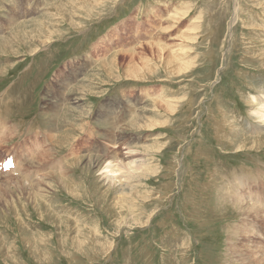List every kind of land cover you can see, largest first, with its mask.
Instances as JSON below:
<instances>
[{
    "label": "rangeland",
    "instance_id": "obj_1",
    "mask_svg": "<svg viewBox=\"0 0 264 264\" xmlns=\"http://www.w3.org/2000/svg\"><path fill=\"white\" fill-rule=\"evenodd\" d=\"M98 1L0 0V38L16 34L15 52L0 44V127L5 120L16 136L0 144V180L28 166L35 181L58 161L128 147L138 170L122 196L75 162L61 181L47 179L46 199L5 192L0 264H240L249 252L241 238L264 246L263 214L243 216L224 197L235 189L264 209V113L255 104L264 98V0ZM134 117L148 125L134 129ZM107 123L123 134L108 138ZM48 129L64 134L63 148ZM34 142L43 148L33 152ZM51 147L52 162L37 166Z\"/></svg>",
    "mask_w": 264,
    "mask_h": 264
},
{
    "label": "bare ground",
    "instance_id": "obj_2",
    "mask_svg": "<svg viewBox=\"0 0 264 264\" xmlns=\"http://www.w3.org/2000/svg\"><path fill=\"white\" fill-rule=\"evenodd\" d=\"M81 1H86V0H81ZM103 0H99L98 2H97V4L98 5H102L103 4ZM176 14V16H178L179 14L176 12L175 13ZM12 16V15H11ZM9 17V19H7V22H8V25H7V27L9 26V27H11V26H14L13 25V17ZM174 17H175V15H173ZM171 17H172V15H171ZM173 17V18H174ZM18 21V20H17ZM17 23H19L20 24V22L18 21ZM29 33V35L31 36V37H35L34 35H35V31H30V32H28ZM15 36H16V34L15 33H12V34H10V36H9V38H8V36L6 35L5 37H3V40H2V38H0V44L3 42L4 44H5V46L9 49V50H12L13 49V51L15 52V50H14V47L13 46H10L9 44H8V42L9 41H13L14 39H15ZM46 42H41V44L42 45H44ZM158 46V48H159V50H160V52H164L165 51V48L164 47H162V46H159V45H157ZM38 52V50L35 52V53H37ZM82 60V59H81ZM88 60V59H87ZM89 62L90 61H84V62H82L83 64H82V66H85V65H88L89 64ZM80 64V63H79ZM9 67H11V66H9ZM183 68H185V66L184 65H179V63H177L175 60L174 61H172L171 63H170V69H172V72L173 73H175V74H180L181 72H179L180 71V69H183ZM74 71H76V69L74 70ZM73 71V72H74ZM143 70L141 69H139V71H137V75L135 74V75H132V78H135V77H138V78H142L141 76H143L144 75V73L142 72ZM8 73V67L7 66H4V67H1L0 68V77L1 76H4V75H6ZM72 74H74V73H72ZM84 74V73H83ZM82 74V75H83ZM74 75H77V74H74ZM141 75V76H140ZM131 76V75H130ZM127 78V77H126ZM57 82L58 83H60V80L59 79H57ZM60 90H62V88L60 87ZM74 90V92L72 93V92H70V93H72L73 95H77L78 97H79V95H78V93H75V88L73 89ZM76 90H77V88H76ZM67 91V90H66ZM71 94V95H72ZM76 96V97H77ZM51 98V97H50ZM68 98V99H67ZM74 98V97H73ZM64 99H67V102H68V104L70 103V102H72V99L69 97V95L67 96L66 95V97L64 96ZM75 99V98H74ZM73 99V100H74ZM1 100V99H0ZM56 100V99H55ZM173 101H175V100H173ZM57 103H53L52 104V108H53V106H55L56 108L58 107V108H61V103L63 102V104H64V102H65V100H62V102L60 103L59 101H56ZM80 100L78 101V99H77V101H75V102H72V103H70L69 105H72V107L74 108V109H76V110H78L81 106H83L82 104L80 105ZM158 102V104L159 105H161L162 107H164V108H167L168 109V104H167V102H165V103H163L164 101H157ZM52 103V102H51ZM163 103V104H162ZM169 103V102H168ZM49 104V103H48ZM170 104V103H169ZM255 104L258 106V109L261 111V114H263L264 113V98H259V99H257V102H255ZM67 105V104H66ZM65 105V106H66ZM68 106V105H67ZM67 106H66V109H67ZM118 106H120V105H118ZM51 107V106H50ZM112 107V106H111ZM129 107V106H128ZM176 107V106H175ZM72 108V109H73ZM173 108H174V106H173ZM47 109V108H46ZM54 109V108H53ZM52 109V111H54ZM14 110V109H13ZM43 110V109H42ZM80 110H82V109H80ZM80 110H78V111H80ZM132 110V109H131ZM12 111V110H11ZM62 111V110H61ZM169 111V110H168ZM170 111H173V112H175V109H171ZM48 112H49V110H48ZM59 112V111H58ZM69 112V111H68ZM133 112V111H132ZM131 112V113H132ZM146 112H148V111H143L141 114H144V113H146ZM18 113V112H17ZM47 114V113H46ZM46 114H45V116H46ZM69 114V113H68ZM121 114V113H120ZM47 115H49V114H47ZM58 115V114H57ZM64 115V114H63ZM119 115V114H118ZM132 115V114H131ZM13 116V115H12ZM44 116V115H43ZM54 116V115H53ZM52 116V117H53ZM56 116V115H55ZM54 116V117H55ZM60 116V115H59ZM1 117V116H0ZM119 117H121V116H119ZM123 117V116H122ZM129 117H131V116H129ZM128 117V118H129ZM105 118L108 120V114L105 116ZM105 118H103L104 120H105ZM259 118H264V116H261V117H259ZM60 119V118H59ZM62 119V118H61ZM115 119L116 118H114V121H115ZM122 119V118H121ZM258 119V118H257ZM60 121V120H59ZM131 122V123H130ZM130 124L132 125V126H134V124L136 125V126H139V127H135L134 129H138V128H142L143 127V125H148V124H146L145 123V121H141L140 122V120H137V118H133L132 120H130ZM58 123V122H57ZM115 123V122H114ZM113 123V124H114ZM142 123V124H141ZM108 125H109V127L111 128L110 130L111 131H108V129H107V133H105L104 132V134H106L107 136H108V138L110 137L112 140H115L114 139V136H115V134L116 133H120L121 135L123 134V133H121L120 131H118V129H120L121 128V126H120V128H116V127H111V123L109 124V123H107ZM112 124V125H113ZM24 125V124H23ZM106 125V124H105ZM1 126L2 127H0V134H1V129H5V131H6V133L4 134V133H2V134H4L3 136H2V138L0 137V144L1 143H6L7 141L8 142H10V141H13L14 139H15V137L16 136H14L13 135V133H12V129H11V127H9L8 126V123L4 120V122H3V124H1ZM49 126V125H48ZM59 126V125H58ZM88 126H90L91 127V125L89 124V125H87V126H85V127H83L82 129H81V131H83V132H85V130H86V128L88 129ZM117 126V125H116ZM124 127H126L125 125H123ZM264 126V125H263ZM51 127H52V125H51ZM60 127V126H59ZM131 126H129V128H130ZM148 127V126H147ZM21 128V127H20ZM30 128V127H29ZM128 128V127H127ZM127 128H123V131L122 132H124ZM132 128V127H131ZM130 128V129H131ZM145 128V127H144ZM52 129V128H51ZM59 129V128H58ZM63 129V128H62ZM105 129V128H104ZM32 130V129H31ZM54 130V129H53ZM64 130V129H63ZM90 130V129H89ZM122 130V129H121ZM18 131V130H17ZM58 131V130H57ZM66 131V130H65ZM97 131H98V129H97ZM118 131V132H117ZM3 132V131H2ZM47 132H48V134H49V136L51 137L50 138V141H52L53 143H55V145L53 144V146L55 147L54 149H56V147H62L63 148V146L64 145H66V143H65V139L63 140V137H64V134H62V135H60V136H58V135H54L53 134V132L50 130V129H48L47 130ZM41 133H43L42 131H37L36 132V134L37 135H40ZM67 133H68V131H67ZM86 133V132H85ZM92 133L93 134H95L94 133V131H92ZM103 133V132H102ZM23 134V133H22ZM21 134V135H22ZM61 134V133H60ZM25 135V134H24ZM48 136V135H47ZM75 136V135H74ZM74 136H72V138L74 137ZM103 136V135H102ZM76 137V136H75ZM80 137V136H79ZM97 138H99V137H97ZM100 138H103V137H100ZM107 138V137H106ZM116 138V137H115ZM74 140H76L75 138H74ZM92 140V139H91ZM90 140V141H91ZM106 140V139H105ZM36 141V140H35ZM74 142H76V141H74ZM105 142V141H104ZM93 143H94V139H93ZM33 144V143H32ZM70 144V143H69ZM117 144V143H116ZM29 145H30V143H29ZM43 146H44V144L42 143L41 144V142L39 143V142H34V144H33V147H31V145H30V147L32 148V150H33V152H34V149H39V148H43ZM49 146V145H48ZM52 146V145H51ZM115 146V145H114ZM29 147V146H28ZM67 147H69V146H67ZM118 147V146H117ZM47 148V147H46ZM70 148V147H69ZM54 149H53V147H51L49 150H47V151H50L47 155H46V153L44 152L42 155H40L41 157L39 158V160L38 159H36L37 161H39L38 162V165L37 166H41V165H43V164H45L46 163V161H47V159L49 160L51 157H53L52 155H53V152H57V151H54ZM65 149H66V147H65ZM90 149V148H89ZM123 149V148H122ZM1 150V149H0ZM28 150V149H27ZM30 150V149H29ZM28 150V151H29ZM100 150V149H99ZM127 150V152H125V153H123V152H118V151H114V150H112V151H108L109 152V156H106L105 158H103L102 157V155H100V156H95V157H92L91 155L90 156H77L76 158H73V159H76V160H72L71 159V162L69 161V163H73V162H75L76 163V165L77 166H80L81 168H83V169H87V170H90V171H95L96 173H99V174H101V176H102V178H103V181H104V184H107L108 186H109V188L111 189V190H113V189H116L117 188V190H116V192H117V194L119 195V196H122V195H124L123 193H126L127 192V189H128V187H127V185H125L124 184V181H128L129 179H130V175L128 176V173L130 172V171H137L138 169H135L133 166H131V163H132V160L134 159V156H135V150L133 149H131V148H129L128 147V149H126ZM46 151V150H45ZM82 151H83V149H82ZM104 151H106V149L104 150ZM158 151V150H157ZM36 152V151H35ZM92 151H90V152H87V153H91ZM161 152V151H160ZM238 152V151H237ZM35 154V153H34ZM58 154V153H57ZM102 154V153H101ZM56 156V155H55ZM64 157V156H63ZM37 158V157H36ZM56 158V157H55ZM32 159H30L29 161H28V164L29 165H32V161H31ZM20 161V160H19ZM21 161H22V159H21ZM20 161V162H21ZM50 161L51 160H49V163H50ZM52 162V161H51ZM48 163V164H49ZM69 163H64L65 165L63 166V164L60 162V161H58L57 162V164H56V170H55V172H53V173H49L47 176H46V174L45 175H42L41 176V178L39 179H36L35 181H31V179L32 178H29L30 177V173H28V174H25L26 172H28V169L30 168L31 169V167H29L28 168V166H26V168L24 169V171L21 173V177H19V178H6L7 180H5V181H1L0 180V202L2 201V199L6 196L4 193L5 192H8V191H16V192H18V191H21V190H23V191H26V193H28L29 194V196H30V198H35V199H38L39 198V196H41V197H45V199H46V196H48V195H46L48 192H46L47 191V184H49V183H47V182H49V181H47V179L49 178V177H52V176H59V178H60V181L63 179L62 177L63 176H65L66 175V173L68 172V170H67V167L69 166ZM34 164V163H33ZM47 164V163H46ZM22 165V164H21ZM36 165V164H35ZM46 166H48V165H46ZM51 166V165H50ZM50 166H48V167H50ZM75 166V165H74ZM17 167V166H16ZM33 167V166H32ZM28 168V169H27ZM54 169V168H53ZM17 170V169H16ZM66 170H67V172H66ZM121 171H122V173H121ZM119 174H121L122 175V177H119ZM245 174V173H244ZM246 175V174H245ZM55 176V177H56ZM100 176V177H101ZM55 177H53V178H55ZM244 177H248V176H244ZM52 179V178H51ZM65 179V178H64ZM246 179V178H245ZM49 180H50V178H49ZM123 180V181H122ZM229 181V180H228ZM55 183H57L56 181H54ZM25 183H27V184H25ZM51 183V182H50ZM60 183H63V182H60ZM127 183V182H126ZM244 182H243V180L241 179V182H240V184H243ZM52 184V183H51ZM50 184V185H51ZM247 184V183H246ZM49 185V186H50ZM59 185V184H58ZM230 185H234V184H230ZM244 185V184H243ZM54 186V185H53ZM235 186V185H234ZM1 187H5L4 188V190H1ZM127 187V188H126ZM238 187V186H237ZM245 187V186H244ZM50 188V187H49ZM48 188V189H49ZM53 188V187H52ZM56 188V187H55ZM109 188H108V191H109ZM233 188V187H232ZM132 189V188H131ZM230 189V188H229ZM230 190H232V189H230ZM235 190V189H234ZM234 190H232L231 192L235 195V196H232V195H230V194H228V193H226L225 192V195H224V197L226 198V199H230L231 201H233V202H235L236 204L233 206V207H239L240 209H243V216H252V213H255L256 214V216L258 217L259 215L258 214H263V216H262V218L264 219V209H261V208H259V206H256V205H253V203H249L247 200H244L243 198H245V195L242 193H235V191ZM49 191V190H48ZM248 191V190H247ZM229 192V191H228ZM3 193V194H2ZM8 197V196H7ZM38 197V198H37ZM6 199V198H5ZM49 199V198H48ZM228 199V200H229ZM6 202H7V200H5ZM10 201V200H9ZM38 201V200H37ZM47 201V200H46ZM49 201V200H48ZM39 202V201H38ZM5 203V202H4ZM50 204V203H49ZM10 206V205H9ZM51 208V207H50ZM53 209V208H52ZM51 210V209H50ZM50 210L48 209V211L50 212ZM245 235L246 236H248L249 234L247 233V232H245ZM252 237H254L253 235H252ZM241 241L243 242V243H245V246H246V250H248L249 252L246 254V256H245V258H243L242 260H241V263L240 264H264V246L257 240V241H255V242H250V241H247L246 240V238H241ZM86 242V241H85ZM88 243V242H87ZM253 244H255L256 245V247H254L253 246ZM99 250V249H98ZM250 253V254H249Z\"/></svg>",
    "mask_w": 264,
    "mask_h": 264
}]
</instances>
